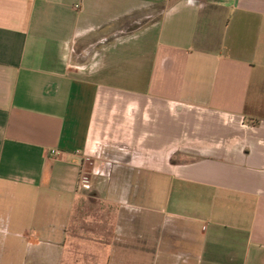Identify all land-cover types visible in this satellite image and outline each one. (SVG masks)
<instances>
[{
  "label": "crops",
  "instance_id": "obj_1",
  "mask_svg": "<svg viewBox=\"0 0 264 264\" xmlns=\"http://www.w3.org/2000/svg\"><path fill=\"white\" fill-rule=\"evenodd\" d=\"M143 10L140 44H109ZM259 73L264 0H0V264H264ZM88 198L106 240L70 233Z\"/></svg>",
  "mask_w": 264,
  "mask_h": 264
},
{
  "label": "rangeland",
  "instance_id": "obj_2",
  "mask_svg": "<svg viewBox=\"0 0 264 264\" xmlns=\"http://www.w3.org/2000/svg\"><path fill=\"white\" fill-rule=\"evenodd\" d=\"M148 10H143L136 15L125 18L124 20L116 23L114 25V38L113 40H109V44L113 43L116 49L137 47L140 44V35H142L146 29L151 28L153 22L156 20V16H158L153 11ZM103 47H106V41H103L101 38H96L94 40L91 39L82 47L81 45L75 46L71 60L72 62H75L74 58H80V52L86 50L85 52L88 53V56H84L83 61L84 63H88L91 59L89 50L96 51V49ZM263 80L264 73H259L257 83H261ZM261 86L262 85H260L258 90L264 92V88H261ZM258 95L261 96L262 93H259ZM259 103L263 108L264 95L259 99ZM80 211L79 216L75 217L76 221L71 228V235L76 234L77 236H86V238L93 237L95 239L106 240L107 235L110 233L109 218L113 215L112 208L107 207L102 202L88 198L83 201ZM76 235L72 237V239L77 237ZM132 241L133 243L138 242L137 238H133ZM75 250V248H70L66 245L63 264H90V258L84 256L87 253L96 255L99 258V261H96L95 264H140L135 263L133 259L130 261L126 257L119 256L118 253L115 256H112L111 253L106 254L105 252H102L103 250L97 247H92L91 245L79 248V254H73V252H76Z\"/></svg>",
  "mask_w": 264,
  "mask_h": 264
},
{
  "label": "built area",
  "instance_id": "obj_3",
  "mask_svg": "<svg viewBox=\"0 0 264 264\" xmlns=\"http://www.w3.org/2000/svg\"><path fill=\"white\" fill-rule=\"evenodd\" d=\"M55 154V153H53ZM87 162V159L83 161L80 174H79V179H78V184L76 188V192L81 195L83 193H86L91 189V177L90 173L85 169V163Z\"/></svg>",
  "mask_w": 264,
  "mask_h": 264
}]
</instances>
